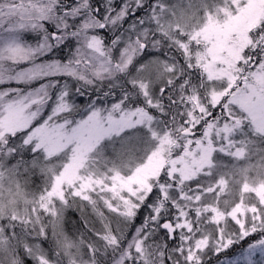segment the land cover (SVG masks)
<instances>
[{
  "label": "snow or ice",
  "instance_id": "snow-or-ice-1",
  "mask_svg": "<svg viewBox=\"0 0 264 264\" xmlns=\"http://www.w3.org/2000/svg\"><path fill=\"white\" fill-rule=\"evenodd\" d=\"M0 264H264V0H0Z\"/></svg>",
  "mask_w": 264,
  "mask_h": 264
}]
</instances>
